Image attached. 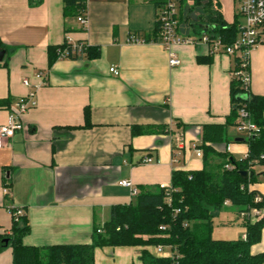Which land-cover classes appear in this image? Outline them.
<instances>
[{"label": "crops", "instance_id": "1", "mask_svg": "<svg viewBox=\"0 0 264 264\" xmlns=\"http://www.w3.org/2000/svg\"><path fill=\"white\" fill-rule=\"evenodd\" d=\"M83 1L87 28L77 16H64L65 0H0V42L6 52L0 62V126L20 98L35 92L38 101L23 117L24 130L0 148V234L11 233V209H20L31 227L26 246L90 244L94 227L108 221L113 206L135 203L142 188H170L174 171L202 170L204 158L196 155L195 147L203 144L204 126L224 125L231 113L235 58L210 53L201 43L206 34L195 33L181 20L179 35L195 43L174 47L181 65L172 68L164 46L145 41L156 27L154 3ZM213 2L232 24L239 15L237 0ZM193 5L186 0L184 6ZM68 39L100 49V57L59 59L50 68L48 48ZM113 67L118 76L110 72ZM250 73V93L264 96V46L252 54ZM86 110L89 128H84ZM135 126L167 132L134 137ZM179 137L183 151L175 147ZM230 142L233 157L247 156L245 142ZM228 146L216 150L227 151ZM148 158L153 163H147ZM260 178L250 188L264 198ZM121 181L132 187L119 185ZM142 250L97 249L95 264H142ZM147 250L158 255L155 249ZM251 253H264V230ZM0 264H13L11 248L0 251Z\"/></svg>", "mask_w": 264, "mask_h": 264}, {"label": "trees", "instance_id": "2", "mask_svg": "<svg viewBox=\"0 0 264 264\" xmlns=\"http://www.w3.org/2000/svg\"><path fill=\"white\" fill-rule=\"evenodd\" d=\"M186 0H180L179 24H186L195 33L208 35L210 39H220L224 44L235 42L241 31L240 15L228 24L213 0H192L193 8H186ZM156 7V6H155ZM86 12L83 0H65L64 16L77 17ZM181 26V25H180ZM160 26L156 27L146 42H158ZM84 43V42H80ZM0 42V51H3ZM71 50L66 43L48 48V65L51 68L61 53ZM100 49L88 47L84 54L88 59H97ZM69 58L79 56L68 55ZM200 63L208 59L199 58ZM237 70L238 59H235ZM242 84L233 77L230 84L231 113L224 125H207L203 128L204 168L200 171H174L170 188H158L156 192L140 189L135 203L116 205L111 208L110 219L102 226H95L92 242L84 245H56L44 248L26 246L24 238L31 227L24 214L17 220L11 209L13 226L10 234H0V251L11 248L13 264H95V252L103 248H135L141 251L142 264H264V253L253 255L251 248L260 243L264 230V215L257 221L249 217L243 222L246 239L225 241L213 239V220L215 212L221 211L229 202L238 209L239 215L253 209L264 211L262 194L251 189L264 173L258 174L256 168L264 169V96L252 95L244 98ZM257 125L259 132L244 142L248 145L247 156L236 159L229 152H219L216 146H228V129L236 126L240 111ZM86 125L89 128L90 113L85 111ZM166 129L135 126L134 137L146 134H165ZM169 132V131H168ZM213 159L217 160L216 163ZM230 165L233 169H226ZM248 172L249 178L240 175ZM6 188L10 189L7 185ZM261 197L260 202L256 198ZM10 201V195H6ZM171 248L173 256L157 257L147 249L150 247Z\"/></svg>", "mask_w": 264, "mask_h": 264}, {"label": "built area", "instance_id": "3", "mask_svg": "<svg viewBox=\"0 0 264 264\" xmlns=\"http://www.w3.org/2000/svg\"><path fill=\"white\" fill-rule=\"evenodd\" d=\"M157 9L156 22L160 26V39L159 42L164 46L165 50L169 55V64L172 68L179 67L181 65V60L178 58L177 54L173 50L174 47L179 45L194 44L190 38H183L178 33V11L179 4L178 0H150ZM239 5V15L243 21L241 25V31L235 42L231 45L224 44L219 38L210 39L208 35H204L201 38V43L206 45L210 53L214 55H226L238 59L237 70L233 72V77L239 79L242 84L243 95L248 97L250 94L251 86V73H250V58L252 54L261 46H264V0H237ZM78 22L83 28H87L89 24L88 16L86 12L77 18ZM131 42L139 43L140 39L132 38ZM71 50H65L60 54L59 59H67L68 55L80 56L84 54V51L88 46L84 43H74L70 39L65 42ZM110 72L115 76L119 75L118 70L113 67ZM38 78H43L40 74ZM26 86H30L28 80L24 81ZM38 105L37 97L35 92H30L25 97L20 98L16 101L9 109V116L7 123L0 126V148L4 147L6 143L14 136L24 130L23 117L30 110L35 109ZM236 126L242 132L248 133V139L253 138L259 132L257 125H255L251 120L246 118L245 111L242 109L240 115L236 121ZM181 137L177 138L176 148L179 151L185 150V147L180 140ZM196 155L199 158L203 157L201 150L195 147ZM230 151L229 146L227 147V152ZM178 154L176 155L177 161ZM147 163H153L152 158H148ZM228 170L233 169L232 166L226 165ZM119 185L124 187H132V183L128 181H121ZM5 194L10 195L9 189H5ZM133 196H137L138 192L133 190ZM261 197L256 198V202H260ZM226 202L225 205H229ZM24 215V211L17 209L14 214V219L17 220L19 217ZM264 215L263 210L253 209L249 215L247 213H242L240 217L246 220L247 217L253 222L261 219ZM246 239V235L243 237ZM165 247H155L157 253H162ZM172 255L166 256L171 257Z\"/></svg>", "mask_w": 264, "mask_h": 264}, {"label": "rangeland", "instance_id": "4", "mask_svg": "<svg viewBox=\"0 0 264 264\" xmlns=\"http://www.w3.org/2000/svg\"><path fill=\"white\" fill-rule=\"evenodd\" d=\"M192 7V4H190ZM228 138L230 141H235L237 139H248V133L242 132L237 126L229 127ZM258 174L264 173V170L258 169ZM264 178V176H262ZM261 179V178H259ZM264 180V179H263ZM238 209L235 207L223 208L221 211L215 212V217L213 220V239L215 240H225V241H236L241 239L243 234H246V228L243 226V219L238 216ZM110 219V214H108L106 220ZM155 249V247H150ZM157 256L166 257L172 255L173 252L171 248L165 247L162 253H157Z\"/></svg>", "mask_w": 264, "mask_h": 264}, {"label": "water", "instance_id": "5", "mask_svg": "<svg viewBox=\"0 0 264 264\" xmlns=\"http://www.w3.org/2000/svg\"><path fill=\"white\" fill-rule=\"evenodd\" d=\"M5 54H6L5 51H0V62L3 61ZM244 98L247 99V97L245 96ZM244 141H245L244 139H237V142H244ZM240 175L246 179L250 177V174L248 172H242L240 173Z\"/></svg>", "mask_w": 264, "mask_h": 264}]
</instances>
